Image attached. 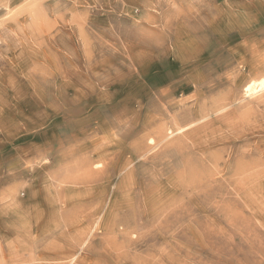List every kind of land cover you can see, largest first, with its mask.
I'll use <instances>...</instances> for the list:
<instances>
[{
	"label": "rangeland",
	"instance_id": "1",
	"mask_svg": "<svg viewBox=\"0 0 264 264\" xmlns=\"http://www.w3.org/2000/svg\"><path fill=\"white\" fill-rule=\"evenodd\" d=\"M262 61L264 0H0V264H264Z\"/></svg>",
	"mask_w": 264,
	"mask_h": 264
},
{
	"label": "bare ground",
	"instance_id": "2",
	"mask_svg": "<svg viewBox=\"0 0 264 264\" xmlns=\"http://www.w3.org/2000/svg\"><path fill=\"white\" fill-rule=\"evenodd\" d=\"M262 63H264V62L262 61ZM262 63H261V64H262ZM259 66H260V65H259ZM262 66H263V65H261V68H262ZM254 67H255V66H254ZM254 67H253V68H254ZM251 68H252V66H251ZM263 69H264V66H263ZM250 70H251V69H250ZM251 71H253V70H251ZM254 71H255V69H254ZM259 73H260V72H259ZM251 74H253V72H252ZM231 84H232V83H231ZM236 84H237V83H236ZM261 87H264V84H262ZM253 88H254V87L252 86V84H251V85H248V86L245 88L246 95H247V93H248V96H249V94L254 90ZM262 97H263V96H262ZM262 97H261V98H262ZM256 99H257V98H256ZM213 100H214V99H213ZM215 101H216V100H215ZM261 101H262V100H261ZM220 104H221V103H220ZM262 104H263V103H262ZM215 106H216V105H215ZM213 107H214V106H213ZM215 111H216V110H215ZM249 111H251V110H249ZM253 111H254V110H252V112H253ZM181 112H182V111H181ZM252 112H250V113H252ZM200 113H201V112H200ZM258 113H259V112L257 111V114H258ZM208 124H209V123H208ZM248 126H249V125H248ZM251 126H252V125H251ZM233 127H234V126H233ZM245 127H246V126H245ZM200 130H201V129H200ZM246 130H247V129H246ZM246 130H245V131H246ZM164 131H165V130H164ZM233 131H234V130H233ZM250 131H251V129H250ZM250 131H249V132H250ZM252 131H253V130H252ZM235 132H236V131H235ZM246 132H247V131H246ZM159 133H160V132H159ZM250 133H251V132H250ZM194 134H195V133H194ZM195 140H196V139H195ZM194 142H195V141H194ZM197 142H198V141H197ZM195 143H196V142H195ZM194 145H195V144H194ZM240 145H241V143H240ZM240 145H239V146H240ZM208 146H209V145H208ZM142 150H143V149H142ZM230 157H231V156H230ZM237 159H238V158H237ZM240 162H241V161H240ZM242 166H243V165H242ZM237 167H239V169H240V166H237ZM242 168H243V167H242ZM236 169L239 171L238 168H236ZM236 172H237V171H236ZM256 172H257V171H256ZM237 174H238V173H237ZM255 178H256V177H255Z\"/></svg>",
	"mask_w": 264,
	"mask_h": 264
}]
</instances>
